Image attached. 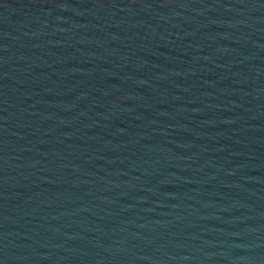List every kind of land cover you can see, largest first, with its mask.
<instances>
[{
    "label": "water",
    "instance_id": "95a60500",
    "mask_svg": "<svg viewBox=\"0 0 264 264\" xmlns=\"http://www.w3.org/2000/svg\"><path fill=\"white\" fill-rule=\"evenodd\" d=\"M0 264H264V0H0Z\"/></svg>",
    "mask_w": 264,
    "mask_h": 264
}]
</instances>
